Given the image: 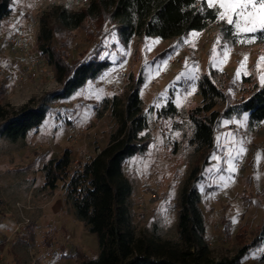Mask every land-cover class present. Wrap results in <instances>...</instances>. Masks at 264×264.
<instances>
[{"label": "rangeland", "instance_id": "obj_1", "mask_svg": "<svg viewBox=\"0 0 264 264\" xmlns=\"http://www.w3.org/2000/svg\"><path fill=\"white\" fill-rule=\"evenodd\" d=\"M88 1L12 0L11 12L1 22L0 104L9 111L41 105L46 117L15 142L0 135V264H79L78 252L87 259L98 257L97 236L66 202L63 183L53 192L44 187L43 167L70 148L71 173L108 143L116 123L105 106L114 96L125 98L130 76L135 79L142 70L140 97L149 117L144 133L148 151L127 158L123 166L132 185V226L138 234L155 233L172 241L178 239L181 189L203 155L191 141L189 116L201 101L199 79L211 69L218 71L226 94V101L215 107L220 112L242 96L243 77L263 84L264 42L252 33H237L234 24L226 37L221 27L228 23L218 18L186 37H148L127 47L108 33L102 57L111 61L110 68L68 96L54 98L61 84L39 50V29L52 28L51 45L59 55L65 53L69 61L83 57L93 47L89 24L64 29L48 13L58 6L75 11ZM13 34L22 35L23 47L12 42ZM169 95L178 113L160 120L157 110ZM214 134L215 149L198 172L197 187L206 240L218 259L236 253L240 233L245 232L248 242L264 227V122L251 126L246 115H229L220 119ZM263 254L264 239L242 262L264 264Z\"/></svg>", "mask_w": 264, "mask_h": 264}, {"label": "trees", "instance_id": "obj_2", "mask_svg": "<svg viewBox=\"0 0 264 264\" xmlns=\"http://www.w3.org/2000/svg\"><path fill=\"white\" fill-rule=\"evenodd\" d=\"M11 5L12 0H0V26L3 18L10 14ZM48 14L64 29H77L88 23V37L93 41V47L86 55L69 61L65 53L59 55L52 48V28L40 27L37 35L39 50L54 68L61 84L60 92L54 98L68 96L110 68L111 61L102 57L103 38L108 33L114 34L127 47L133 40L148 37L162 40L186 37L192 32L208 29L219 18L213 9L206 7L204 0H89L78 10L58 6L51 8ZM221 30L226 37H231L232 25L224 24ZM252 35L258 42H264V33L257 31ZM218 74L217 70L211 69L201 76L198 81L201 101L189 114L194 124L191 141L203 155L200 166L191 170L180 192L177 241L162 239L155 233L138 234L132 226V185L123 166L127 158L145 154L149 146V139L144 134L149 117L140 97L144 83L142 70L135 79L130 76L124 99L114 96L105 106V109L110 108L116 129L93 158L70 173L72 152L66 148L60 157L52 158L44 165V187L53 192L59 182L63 183L66 202L75 216L97 236L98 257L87 259L78 252L79 264H245L242 262L244 257L264 239V227L248 242L242 232L238 235L241 244L236 253L218 259L206 240L202 195L197 187L198 172L210 163L218 122L229 115H246L251 126L264 122V83H253L252 77L242 78L243 94L237 102L228 104L224 111L215 110L220 102L226 101L224 83ZM2 92L0 89V95ZM177 113L172 95L157 110L160 120ZM45 117L46 109L41 105H24L9 111L0 104V135L15 142L26 137L30 130L37 129Z\"/></svg>", "mask_w": 264, "mask_h": 264}, {"label": "snow or ice", "instance_id": "obj_3", "mask_svg": "<svg viewBox=\"0 0 264 264\" xmlns=\"http://www.w3.org/2000/svg\"><path fill=\"white\" fill-rule=\"evenodd\" d=\"M204 3L214 10L220 20L234 24L237 33H264V0H204ZM261 59L264 60V57ZM261 81L264 83V76Z\"/></svg>", "mask_w": 264, "mask_h": 264}, {"label": "built area", "instance_id": "obj_4", "mask_svg": "<svg viewBox=\"0 0 264 264\" xmlns=\"http://www.w3.org/2000/svg\"><path fill=\"white\" fill-rule=\"evenodd\" d=\"M11 37H12V42L15 43L16 47L24 46V40L21 34H13Z\"/></svg>", "mask_w": 264, "mask_h": 264}]
</instances>
